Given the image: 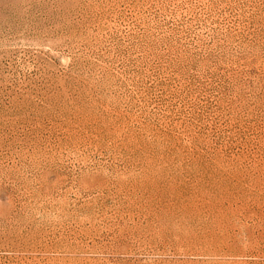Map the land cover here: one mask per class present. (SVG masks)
<instances>
[{
  "label": "rangeland",
  "instance_id": "rangeland-1",
  "mask_svg": "<svg viewBox=\"0 0 264 264\" xmlns=\"http://www.w3.org/2000/svg\"><path fill=\"white\" fill-rule=\"evenodd\" d=\"M0 264H264V0H0Z\"/></svg>",
  "mask_w": 264,
  "mask_h": 264
}]
</instances>
